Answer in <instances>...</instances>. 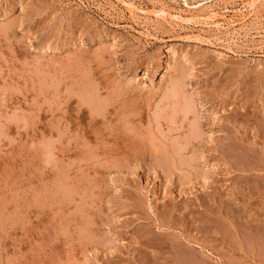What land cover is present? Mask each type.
<instances>
[{"label":"rangeland","instance_id":"374dc122","mask_svg":"<svg viewBox=\"0 0 264 264\" xmlns=\"http://www.w3.org/2000/svg\"><path fill=\"white\" fill-rule=\"evenodd\" d=\"M214 1L0 0V264H264V0Z\"/></svg>","mask_w":264,"mask_h":264},{"label":"bare ground","instance_id":"6f19581e","mask_svg":"<svg viewBox=\"0 0 264 264\" xmlns=\"http://www.w3.org/2000/svg\"><path fill=\"white\" fill-rule=\"evenodd\" d=\"M184 1V0H183ZM216 1V0H215ZM214 1V2H215ZM209 2H212V0H199V1H194V3H193V5H189L188 4V2L185 0V6H187V7H190V8H195V9H197V10H199V9H202V8H206L207 6H208V3ZM225 2V1H224ZM252 2H253V0H252ZM123 3H125V2H123ZM213 3V2H212ZM211 3V4H212ZM216 3V2H215ZM249 3H251V2H249ZM254 3H256V2H254ZM253 3V4H254ZM126 5H127V3H125ZM131 4V3H130ZM249 6V5H248ZM251 6V5H250ZM256 6V5H255ZM247 7V6H246ZM224 8V7H223ZM244 8V7H243ZM251 9V8H250ZM139 10V9H138ZM204 10V9H203ZM225 10H227V9H225ZM237 10V9H236ZM192 11V10H191ZM194 11V10H193ZM228 11V10H227ZM152 12V11H151ZM200 12H201V10H200ZM223 12V11H222ZM208 13V12H207ZM228 13V12H227ZM242 13V12H241ZM154 14V13H153ZM156 15H159V16H165L166 14H167V12L166 11H164V10H159V11H156V13H155ZM198 14V13H197ZM202 14H203V12H202ZM205 14V13H204ZM226 14V13H225ZM168 15L172 18V19H174V20H176V21H179L180 22V20H181V22H182V20H184L183 18L181 19V16H179L177 13L175 14H171L170 15V12L168 13ZM168 15H167V17H168ZM217 15H219V14H217ZM221 15H222V13H221ZM241 15V14H240ZM246 15V14H245ZM244 15V16H245ZM204 16V15H203ZM208 18H211V17H213L212 15L211 16H208V15H206ZM205 16V17H206ZM227 16V15H226ZM194 17V16H193ZM218 17V16H217ZM221 17V16H220ZM243 17V16H242ZM192 18V17H191ZM200 18V17H199ZM223 18V17H222ZM228 18V17H227ZM189 19V18H188ZM225 19V18H224ZM223 19V20H224ZM243 19V18H242ZM194 20H195V18H194ZM194 20H193V22H194ZM198 20V19H197ZM201 20H202V18H201ZM205 20H206V18H205ZM212 20V19H211ZM211 20H210V22H211ZM214 20H217V18L216 19H214ZM226 20V19H225ZM228 20H230L229 18H228ZM196 21V20H195ZM218 21V20H217ZM233 21V20H232ZM235 21V20H234ZM200 22H202V21H200L199 20V22L198 23H200ZM224 22V21H223ZM226 22V21H225ZM203 23V22H202ZM207 25H208V23L207 22H205ZM204 23V24H205ZM218 23H220V22H218ZM227 23V22H226ZM230 23H231V21H230ZM215 24H217V23H215ZM221 24V23H220ZM213 25V24H212ZM219 25V24H218ZM217 25V26H218ZM224 25V24H223ZM222 25V26H223ZM204 26H206V25H204ZM210 26V25H209ZM220 26V25H219ZM228 26V25H227ZM184 101V100H183ZM198 136V135H197ZM194 139H195V137H194ZM178 148V147H177ZM171 152H173V151H171ZM174 153V152H173ZM176 153V152H175ZM183 159V158H182ZM181 159V160H182ZM185 177V176H184ZM182 179V178H181ZM182 183V182H181ZM199 262V261H198Z\"/></svg>","mask_w":264,"mask_h":264}]
</instances>
